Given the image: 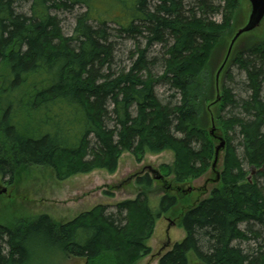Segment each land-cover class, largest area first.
<instances>
[{
  "label": "trees",
  "instance_id": "1",
  "mask_svg": "<svg viewBox=\"0 0 264 264\" xmlns=\"http://www.w3.org/2000/svg\"><path fill=\"white\" fill-rule=\"evenodd\" d=\"M202 2V14L207 8L218 12ZM25 3L30 16L17 12ZM224 3L218 24L193 11L185 16L183 0H0V180L9 178L12 185L30 167L52 168L61 181L95 170L113 175L126 152L140 162L165 151L174 153L175 162L161 172L173 175L175 184L192 185L207 175L216 148L206 110L215 95L211 67L217 69L241 13V0ZM77 6L86 11L66 37L52 11ZM110 23L119 36L147 40L133 67L119 74L112 70ZM154 44L164 45L169 57L160 77L146 59ZM231 66L245 72L248 96L237 100L222 84L215 117L226 141L220 183L181 216L186 237L159 264H190L191 254L201 264H264V191L258 183L264 182V37L248 40ZM160 83L175 90L179 102L163 105L155 91ZM228 107L240 112L223 117ZM154 182L149 174L135 179L144 191ZM180 189L179 195L167 190L158 209L140 192L115 212L99 205L66 223L42 214L0 224V264H29L48 250L57 261L138 264L152 252L147 242L156 223L192 204V193ZM251 241L254 247L240 246Z\"/></svg>",
  "mask_w": 264,
  "mask_h": 264
},
{
  "label": "rangeland",
  "instance_id": "2",
  "mask_svg": "<svg viewBox=\"0 0 264 264\" xmlns=\"http://www.w3.org/2000/svg\"><path fill=\"white\" fill-rule=\"evenodd\" d=\"M217 7L218 12L210 11L207 8L206 12L202 14L199 8L200 4ZM243 1V0H242ZM111 2H109L110 4ZM244 8H250L247 0L243 1ZM225 6L224 0H183V14L189 17L192 11L198 17H203L211 22L221 24L223 22L224 12L222 8ZM240 4V8H241ZM105 8V6H101ZM243 8V7H242ZM154 8H151L153 12ZM203 10V9H202ZM86 11L83 6H77L73 11H52L53 14L61 20V28L63 34L66 37L73 35L75 27L77 25V19ZM17 12L30 16V3H25L17 8ZM97 25L96 23H92ZM110 33V42L114 45V65L113 72L119 74L122 71H128L134 65L138 59L137 50H144L147 48V40L143 37H137L133 39L127 36H119L117 32V25L108 24ZM172 41L170 42V44ZM166 47L160 44H154L148 49L146 54L148 68L155 77H160L165 70V62L169 58L166 54ZM221 53V52H220ZM218 54V57L220 55ZM259 64V63H258ZM214 65V64H213ZM213 65L211 72L213 73ZM225 87L229 88L237 100L248 96L246 88V74L240 70L238 66H231L229 69V76L224 80ZM156 95L163 105L174 104L179 102V94L170 88L165 83H160L156 86ZM178 94V95H177ZM173 95H176L172 98ZM264 99V89H263ZM239 110L228 107L221 113L223 117L227 115H235L239 113ZM234 140L233 144L237 147L239 155L241 149L239 148L240 137L238 132L232 133ZM197 149L198 145L195 146ZM221 154V158H222ZM175 162L174 153L171 151H165L158 155L147 154L142 161L138 162L133 154L124 153L118 164V170L115 174L110 175L103 170H95L89 174L76 175L66 180H59L52 168L49 167H30L21 171L15 178L12 185L9 184V178L1 179L0 186L7 189L6 193L0 195V224L11 225L18 223L19 220L35 219L39 215L47 214L52 217L57 223H66L74 220L79 215L89 212L96 206L103 205L108 208V212H115V206L126 200H134L137 198L140 192L147 193L150 199V206L158 209L160 200L168 191L172 195H179L177 190L173 189L175 186H179L184 190L193 188V199L200 192V188L206 186V195L202 197L207 198L210 194L213 185L207 184V179L212 175H205L201 179L192 183V185L184 184L183 186L175 184L173 182V175L167 176L166 181L171 182L170 188L167 189L165 183L160 181L154 182V187L151 191H144L142 188L137 187L135 183V175L138 173H149L146 169L150 167L154 170H161L163 166H173ZM244 169L251 171V169L244 165ZM219 170L220 165H219ZM252 176L256 174V171L252 169ZM165 176V175H164ZM131 177L134 179L130 180ZM130 180V181H128ZM259 186L264 191V182L262 179L258 180ZM122 184V185H121ZM168 184V183H167ZM121 185L120 188L118 186ZM166 188L167 190H165ZM182 190L180 189V192ZM106 192L112 193V197L105 195ZM189 200V199H188ZM192 201V200H190ZM186 207L181 206L178 216H165L156 223L154 233L147 242V245L151 248L152 252L149 256L143 258L138 264H159L160 257L165 255L171 250L173 244L181 242L186 237L184 229L179 226L178 218L182 219L181 214ZM177 218V220H174ZM168 220L174 222L175 227H172L169 231L168 237L166 236L167 228L169 227ZM177 223V224H176ZM242 230L246 229V225H242ZM259 230V228H257ZM171 242L167 248L163 249L165 244ZM240 244V243H239ZM255 246L254 241L243 242L240 246L246 249L249 246ZM159 252L161 254L159 255ZM60 259V258H59ZM29 264H85L84 260H78L73 258H61L57 259L52 255L50 250L41 251L38 253V257H35ZM190 264H201L195 255H190Z\"/></svg>",
  "mask_w": 264,
  "mask_h": 264
},
{
  "label": "water",
  "instance_id": "3",
  "mask_svg": "<svg viewBox=\"0 0 264 264\" xmlns=\"http://www.w3.org/2000/svg\"><path fill=\"white\" fill-rule=\"evenodd\" d=\"M243 1L241 0V13L235 21L233 36L227 43L226 51H223L221 57L219 58V62L216 65L217 69L213 71V86L215 95L206 109L210 117V135L216 142L214 160L208 173L209 175H212V177L207 179V184H214V188L220 183L223 158V155L221 158V154L224 153V149L226 146V141L218 131L215 124V117L221 104L222 84L224 83L225 75L227 71H229L231 62L236 53L241 50L251 38L264 37V0H247L250 8H244L242 4ZM219 165L221 170H219ZM146 169L153 175L155 180H164V177L157 170H154L150 167H147ZM139 174L142 173H138L136 174V176ZM132 179H134V177L130 178V180ZM121 185H119V188L121 187ZM214 188H212V190ZM200 189V192L195 196L192 204L189 207H186L183 212L191 209L192 207H196L201 201L206 199L202 197L203 195L207 194L206 186H203ZM191 191H193V188L188 189V192ZM6 192L7 189L3 188L0 190V195ZM171 227H175L174 222H170L169 224V227L167 229V237ZM169 245L170 242L166 243L163 249L167 248V246ZM160 254L161 252H159V255Z\"/></svg>",
  "mask_w": 264,
  "mask_h": 264
},
{
  "label": "flooded vegetation",
  "instance_id": "4",
  "mask_svg": "<svg viewBox=\"0 0 264 264\" xmlns=\"http://www.w3.org/2000/svg\"><path fill=\"white\" fill-rule=\"evenodd\" d=\"M0 187H1V186H0ZM164 218H165V217H164ZM177 243H180V242H177ZM175 244H176V243H175ZM175 244H174V245H175ZM174 245H173V246H174Z\"/></svg>",
  "mask_w": 264,
  "mask_h": 264
},
{
  "label": "bare ground",
  "instance_id": "5",
  "mask_svg": "<svg viewBox=\"0 0 264 264\" xmlns=\"http://www.w3.org/2000/svg\"><path fill=\"white\" fill-rule=\"evenodd\" d=\"M249 181H251V178H249Z\"/></svg>",
  "mask_w": 264,
  "mask_h": 264
}]
</instances>
